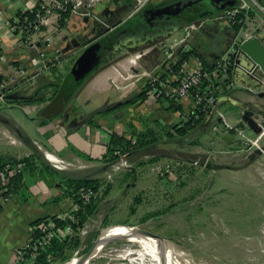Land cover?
I'll return each instance as SVG.
<instances>
[{
    "label": "crops",
    "instance_id": "1",
    "mask_svg": "<svg viewBox=\"0 0 264 264\" xmlns=\"http://www.w3.org/2000/svg\"><path fill=\"white\" fill-rule=\"evenodd\" d=\"M151 1L159 4L170 0ZM38 2L0 0V76L16 78L9 88L10 98L35 97L33 102L9 100L7 104H0V162L8 159L20 162L32 154L36 156L33 168L26 169L24 164L22 179L12 185V190L0 193V264H17L16 255L31 240V226L34 222L70 211L74 198L72 195H63L66 186L62 176L100 178L103 196L98 203V212L105 211L106 216L117 209L113 194L118 183L120 186L132 187L140 184L142 191L145 190L144 178L141 177L144 173L140 174V166L135 167L141 161V156H136L139 149H135L126 155L136 168V175L131 179L124 176L126 170L115 173L116 184H111L110 191L104 196L108 185L104 182L109 170V162L104 160V156L109 152L111 135L117 132L133 137L134 131L151 130V136L159 138L167 135V129L173 134L170 138L178 136L172 127L182 123L183 119L194 112L193 97L150 94V81L159 77L174 84L171 66L180 62L182 54L191 51L196 54H190L186 60L192 65L196 64L195 59L200 55L214 63L233 43L236 34L232 24L217 17L216 13L197 19L199 21L194 25L167 24L154 35L147 34L132 42H124L127 46L130 44L127 52L141 44L147 47L142 49L145 54L137 65H132L130 56L126 55L104 57L94 72L87 75L80 85H75L69 77L70 72L87 46L102 38L101 22L120 24L122 19L131 14L134 0L127 7L125 0H99L94 7L95 17L88 20L76 18L65 24L59 21L58 30L52 32L53 40L49 47H45L43 37L40 36L37 47L22 44V41L27 40V35L12 31L8 25V21L21 11ZM115 17L118 22H114ZM158 43H161L162 51L154 50ZM44 47L48 57L58 55L55 65L50 63L45 66L43 63L44 58L39 50H44ZM22 68L26 69V75H19ZM263 77L262 70L254 69L252 61L242 56L229 75L235 85L227 87L218 96L211 115L207 117L206 113L203 126L208 125L215 134L226 136V133L234 132L237 137V141L227 138L219 143L216 151L222 153L221 156L244 158L247 151L239 134L227 129L219 112L233 125L240 124L241 112L246 106L264 116V95H255L248 89V86L258 85ZM26 81L39 86L29 88V85V91L24 94L23 82ZM143 92L145 95H141ZM131 99L134 101L130 102ZM118 104L122 105L117 107ZM160 117L165 118V124H162ZM38 144L77 164L61 171L60 177H53L48 172L41 174V162H48ZM200 149L195 148L190 152L201 153ZM209 152L207 150L206 153ZM208 159L212 160L210 154ZM157 162L162 164L165 161L159 156ZM188 162L193 165L195 161L191 159ZM79 163L82 167L78 166ZM126 198L125 194L122 199Z\"/></svg>",
    "mask_w": 264,
    "mask_h": 264
},
{
    "label": "rangeland",
    "instance_id": "2",
    "mask_svg": "<svg viewBox=\"0 0 264 264\" xmlns=\"http://www.w3.org/2000/svg\"><path fill=\"white\" fill-rule=\"evenodd\" d=\"M197 19L187 23L197 24ZM144 48L147 47L138 46L127 52L128 48L122 46L121 51L111 57H131ZM154 50L160 51L161 43L156 44ZM23 84L25 94L31 84L28 81ZM34 86L38 88L39 84L29 88ZM163 118L160 117L165 124ZM225 135L213 133L208 125L203 126L202 120L184 136L175 135L172 139L162 135L153 145L139 149L136 156H141V160L160 156L164 158V165L153 161L140 166L146 186L143 191L140 184L132 187L118 183L113 194L117 209L109 213L107 221L105 211L92 217L81 236V243L66 261L84 254L91 230L99 231L100 235L94 248L110 227L122 225L139 226L174 242L194 264H264V155L253 161H248L246 155L244 158L221 156L222 153L216 151L219 143L227 138H237L234 132ZM195 148H201V153L190 152ZM207 150L211 152L206 153ZM209 154L214 162L208 163ZM191 159L198 163L190 165L188 160ZM156 165L172 173L157 172L153 169ZM116 178L104 183L116 184ZM125 194L127 198L123 200ZM149 213L155 214L145 220ZM126 243L117 241L113 244L122 246ZM125 262L104 256L94 259L91 264Z\"/></svg>",
    "mask_w": 264,
    "mask_h": 264
},
{
    "label": "built area",
    "instance_id": "3",
    "mask_svg": "<svg viewBox=\"0 0 264 264\" xmlns=\"http://www.w3.org/2000/svg\"><path fill=\"white\" fill-rule=\"evenodd\" d=\"M123 0H118L121 2ZM151 0H134V6L131 15L140 12L147 3ZM99 0H39L36 5L26 8L21 11L18 16L8 21V25L12 31L27 35V40L22 41L29 46H39L40 37H43L45 47L52 44L53 33L58 30L57 26L62 19L65 22L73 19H82L95 17L94 7ZM70 12L68 17H63L65 12ZM216 16L228 21L230 24H238L240 28L236 31L233 43L226 51L218 56L216 61L212 63V67H207L200 56L196 57V64L192 65L189 60H184L177 67L171 66L170 71L174 75L175 83H168L159 77H154L148 87V92L153 95H172L179 98L192 96L194 99V112L199 117V113L208 112L214 102L218 100V96L227 88L233 87L235 83L229 78L233 69L237 67L239 59L238 52L240 45L255 37H260L264 45V0H238L235 6L228 7L216 13ZM98 20V17H96ZM104 26H109V23L101 22ZM194 25V24H193ZM49 32V33H48ZM51 34V35H49ZM38 35V37H33ZM40 36V37H39ZM44 50H39L40 55L44 58L43 63L49 66L50 63L56 64L58 55L48 57ZM145 51H138L130 57L132 65H137L139 60L144 56ZM251 61L254 69L264 70L259 62L251 59V56L246 55ZM56 60V61H55ZM26 69L19 70V75H26ZM16 78L3 77L0 80V104H7L10 84ZM248 89L255 95H261L264 92V77L258 85L248 86ZM246 106L241 112V122L238 125H233L227 121L225 115L219 112L225 126L228 130H234L241 137L244 149L252 151L256 148L262 150L264 155V117H254L258 123V132L253 131L242 116ZM251 109V108H250ZM252 132V134L249 133ZM39 149L43 152L45 159L57 170L65 171L75 166L77 163L68 160L57 153L44 149L38 144ZM117 158L108 163L109 170L107 171V180L114 181L115 173L123 170H131L133 166L128 160L126 153L117 151ZM261 155V156H262ZM198 163V161L194 162ZM82 167V164H78ZM157 172L172 173L170 170L162 166L153 168ZM24 170V163L11 162L0 168V193L7 191V184L10 179ZM78 197L83 200L84 204L101 200L103 190L92 188H80L77 191ZM81 205L74 200V204L69 212H64L58 215L62 220L70 219L71 222L64 226H58L53 217H46L40 221H36L31 226V240L19 249L16 255L17 264H25L37 258L44 248L49 246L54 238L66 240L76 235L82 236L89 226V220L79 231L75 228V223L78 220L72 216V212L80 210ZM52 260L53 257L49 256Z\"/></svg>",
    "mask_w": 264,
    "mask_h": 264
},
{
    "label": "trees",
    "instance_id": "4",
    "mask_svg": "<svg viewBox=\"0 0 264 264\" xmlns=\"http://www.w3.org/2000/svg\"><path fill=\"white\" fill-rule=\"evenodd\" d=\"M117 1V0H115ZM236 5V4H235ZM233 5V6H235ZM230 6V7H233ZM20 14V13H19ZM70 15V12H65L63 17H68ZM197 18H199L198 16H194L192 17L189 22H192L194 20H196ZM61 22L63 24H65V20L62 19ZM129 26H131V24H127L124 27L128 28ZM234 27V29L236 31L239 30L240 25L238 24H234L232 25ZM130 28V27H129ZM122 29V28H121ZM131 29V28H130ZM119 30L117 28V30H115L114 32H112L111 37L113 38V36L115 34H118ZM108 36L106 37H102V39L107 40L108 43H110V41H108ZM190 54H196L194 51L188 52V53H184L181 55V60L178 64H180L181 62H183L185 59L188 58V56ZM198 54V53H197ZM200 55V54H198ZM200 57L202 58V60L204 61L205 65L207 67H212V63H210L208 60H206V58H204L203 56L200 55ZM178 65H176L175 67H177ZM55 69V68H54ZM3 78V76H0V80ZM83 81V80H82ZM81 81V82H82ZM80 82V83H81ZM79 83V85H80ZM141 95H145V92H143ZM8 101L12 100V101H17V102H21V103H26V102H33L35 100V97H24V98H10V96L8 95L7 97ZM44 99V98H43ZM174 98L171 99V101H173ZM134 99H131L130 102H133ZM122 104H118L117 107L121 106ZM207 112H202L199 113V117L196 116V112H191L185 119H183L182 123L176 124L174 127H172L175 132H177L178 135L180 136H184L186 134H188L192 129H194L198 123H200L202 120H204L205 116H206ZM234 131V130H232ZM152 131L148 130L146 132H135L133 133V137H126L123 134H119L117 132H114L111 135V141L109 144V148H108V154L104 156V160L107 162H110L114 159H116L117 156V151H120L122 153H127L131 150H135V149H141V148H145L147 146H151L154 143H156V137H152ZM166 134L168 136H172V132L170 130L166 129ZM158 156H154L149 158L148 160H141L138 161L135 164V167L138 168L139 166H142L144 164H146L147 162H153L158 160ZM36 159V156L34 154H32L30 157H25L22 158L20 160V162H23L25 164L26 169H31L33 168V162ZM17 159H8L5 160L3 162H0V168L4 167L7 163H13L16 162ZM39 171L41 174H44V172H48L51 176L55 177V176H62V173L60 170L55 169L53 166L49 165L48 163L45 162H41V166L39 167ZM125 177L131 178L133 179L134 176L136 175V171H132V170H126L124 171ZM23 173H19L18 175H15L14 177H12L9 181V183L7 184V187L9 188L7 191H5V193L9 192V190L11 191L13 188V184H15V182L19 181L22 179ZM62 178H64V185L66 186V189L64 190L63 195H72L74 200L79 203L81 205L82 208H80V210L74 211L72 212V216H74L77 220L78 223H75V228L77 231L80 230V228L87 223L93 216H95L98 212V207H99V201L96 202H91L88 204H84L83 200H81L78 197L77 191L80 188H92V189H99L101 187V179L100 178H74V177H64L62 176ZM1 187V186H0ZM111 189V184L108 183L106 190L104 191V196L110 191ZM155 213H149L148 215L145 216V220L150 219ZM53 219L55 220L56 224L58 226H64L66 224H68L70 221V219L66 220H62L60 217H58L57 215L52 216ZM108 216L105 217V221H107ZM37 221H40L37 220ZM99 234V231L97 230H91L87 236V248L86 251L87 252L91 246L93 245L95 239L97 238ZM81 236L80 235H76V237H72V238H68L66 240H62L60 238H54L51 242V244L49 246H47L46 248H44L42 250V253L35 258L33 261L29 262V263H25V264H58L61 262H65L66 260H68L72 254V250L75 249V247L79 246V244L81 243ZM83 252V253H85ZM49 256H52L53 259L50 260Z\"/></svg>",
    "mask_w": 264,
    "mask_h": 264
},
{
    "label": "bare ground",
    "instance_id": "5",
    "mask_svg": "<svg viewBox=\"0 0 264 264\" xmlns=\"http://www.w3.org/2000/svg\"><path fill=\"white\" fill-rule=\"evenodd\" d=\"M117 241L127 243L113 244ZM104 256L126 261L122 264H194L174 242L152 235L139 226L122 225L110 227L87 254L75 255L61 264H91L94 259Z\"/></svg>",
    "mask_w": 264,
    "mask_h": 264
},
{
    "label": "water",
    "instance_id": "6",
    "mask_svg": "<svg viewBox=\"0 0 264 264\" xmlns=\"http://www.w3.org/2000/svg\"><path fill=\"white\" fill-rule=\"evenodd\" d=\"M200 1H203V0H188L186 2L179 1L175 4L179 5V7L182 9L183 6L190 5L192 3H196V2H200ZM219 1H221V4L217 6L216 12L214 11L213 13H209V14L208 13H202L200 15L199 19H201L207 15H211V14L217 13L221 10H224L230 6L235 5L238 2V0H219ZM125 2L127 3L126 4V7H127V5L132 4L133 0H125ZM175 4H169V5L165 6L164 9L172 8ZM85 19L88 20L89 18H85ZM129 22H132V19H130ZM114 25L115 24H109L108 27L104 26V25L102 27L103 28V31H102L103 36L102 37L108 36V38H107L108 41L111 38L110 32L112 31V29H116L117 27L121 26V24H117L118 26L117 25L114 26ZM122 34L123 33H120L119 35H117V38L120 37ZM106 44H107V40H105V39L101 40L100 39V40L92 42L89 46H87V48L83 51V53L79 56V58L75 62L74 66L70 72L71 74L69 77H70L72 83H74L75 85H78L87 75L94 72L95 68L100 65L102 58H104L106 56V50L108 49V46H106ZM246 55L251 56V59L259 62V64L262 66V68L264 70V45L262 44L260 37L248 39L240 45L239 52H238L239 59L237 60V62L239 63L240 58L242 56H246ZM263 95H264V92L261 93V96H263ZM216 103H217V101L212 104L210 110L208 111L207 117L212 114L214 106ZM256 116L260 117L263 115L261 113L257 112L256 110H254L253 108H251V109L249 108V109L245 110V113L243 114L242 118L244 121L247 122V124L249 125V127L253 131L258 132L259 126H258V123L256 122V120L254 118ZM263 149H264V145H263ZM262 153L263 152L261 149L256 148L252 151H248L246 153V156L248 158V161H253L255 159H258L262 155ZM211 161L212 160H209L208 163H211ZM208 165H210V164H208ZM131 170L136 171V168L134 166H132ZM147 232H149L152 235H156L158 237H161L160 235H158L154 232H151L148 230H147ZM99 236H98V238H99ZM97 239L95 240V242L93 243L91 248L87 252H85L84 254H87L93 248ZM63 263H65V262H63Z\"/></svg>",
    "mask_w": 264,
    "mask_h": 264
},
{
    "label": "flooded vegetation",
    "instance_id": "7",
    "mask_svg": "<svg viewBox=\"0 0 264 264\" xmlns=\"http://www.w3.org/2000/svg\"><path fill=\"white\" fill-rule=\"evenodd\" d=\"M179 1L186 2L188 0H170L159 4H153L151 1L147 3L140 12L136 13V15H128L126 21L121 24L120 27H117L119 30L118 34H115L113 38L111 37L109 39L110 43L107 42L106 46H108V49L106 50L105 57H111L115 52L121 51L120 47L122 46L129 48L130 44L128 43L127 46V44L124 43L125 41L132 42L133 40L144 37L147 34L154 35L167 24L179 26L184 25L194 16L200 17L202 13L209 14L214 11L216 12L217 6L221 4V1L219 0H203L183 6L181 9L179 5L175 4ZM169 4L175 5L172 8L164 9V7ZM115 19L117 18H113V20ZM130 19H132V22H129ZM113 20H111V23ZM116 21L117 20L114 22ZM127 24H131V26H129L131 29L129 27H124ZM117 28L112 29L110 33L117 30ZM120 33L123 34L117 38V35ZM140 46H142V44Z\"/></svg>",
    "mask_w": 264,
    "mask_h": 264
}]
</instances>
